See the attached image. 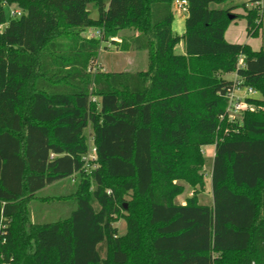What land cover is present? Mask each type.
Returning <instances> with one entry per match:
<instances>
[{"label":"trees","instance_id":"1","mask_svg":"<svg viewBox=\"0 0 264 264\" xmlns=\"http://www.w3.org/2000/svg\"><path fill=\"white\" fill-rule=\"evenodd\" d=\"M187 1L179 35L174 0H0L1 260L264 264V110L225 116L226 74L255 87L262 98L248 101L264 107V48L225 38L241 18L257 37L263 12L249 6L259 0ZM90 28L100 37L84 36ZM106 41L148 51V67L94 71ZM233 125L240 131L224 135ZM207 145L213 203L197 193L176 203L181 181L204 187Z\"/></svg>","mask_w":264,"mask_h":264},{"label":"rangeland","instance_id":"2","mask_svg":"<svg viewBox=\"0 0 264 264\" xmlns=\"http://www.w3.org/2000/svg\"><path fill=\"white\" fill-rule=\"evenodd\" d=\"M91 9V16L96 18L98 16V13L96 9L94 8L93 4L90 5ZM173 12L176 15L174 20V27L176 31L179 29V27L184 28L185 24V15L179 12L176 5L173 3ZM242 12V10H241ZM6 13L7 17L10 14V7H6ZM178 14V15H177ZM182 15V16H179ZM264 15V12H263ZM180 23V25H179ZM247 24L244 20L239 21L237 20V23H234L231 26L230 32H228V38L230 42L234 43H245L247 42L248 38H250L247 34L246 30ZM136 33L137 31L132 29H123L121 30L120 36H129L133 33ZM101 31L97 28H90L88 29L83 35L89 38H98L101 35ZM138 33V32H137ZM264 36V25H263V16H262V25L259 30V35ZM258 35V36H259ZM262 37V36H261ZM261 37H259L261 39ZM253 41H257L258 37H253ZM118 39V38H117ZM116 39V40H117ZM177 52H181L182 48L180 45L176 48ZM149 63V54L146 50H130V51H122L118 46L113 44L111 41L104 42L103 48L100 50V54L98 58L93 62V70H101V71H113V70H130V71H136V70H144L148 67ZM233 74H226L225 76L228 78H233ZM255 98H262L261 93H258V96ZM94 102H97L96 98H93ZM254 109H263L264 107L262 105H256L253 104ZM251 110V109H250ZM228 119V118H227ZM230 120V119H228ZM88 135L89 143L93 145L92 142V125H89L88 128L85 130ZM224 135H229L230 133L239 132L240 128L233 125L232 127H222V130ZM222 136V134H221ZM204 150H202L203 155L205 156V164H204V171L206 172L205 175V185L202 189H197L196 191L194 188H192L187 183L185 184V189L183 193L178 195L175 198V202L178 204H182L186 201V198L191 196L193 193H197V197L199 202L202 204H212L213 203V195H212V178H211V171L213 167V145H207V148L203 146ZM181 183V182H180ZM264 191V186H263ZM196 195V194H195ZM126 207H128V202H125ZM116 219L114 224L118 227L119 232L121 234L125 233L127 230V222L124 217H120L119 215L116 216ZM1 259V256H0Z\"/></svg>","mask_w":264,"mask_h":264},{"label":"built area","instance_id":"3","mask_svg":"<svg viewBox=\"0 0 264 264\" xmlns=\"http://www.w3.org/2000/svg\"><path fill=\"white\" fill-rule=\"evenodd\" d=\"M174 4L177 9L182 14H188V1L187 0H174ZM257 5L261 8V11L264 12L263 2L261 0L252 3V5ZM22 10L16 7H10L11 16H20ZM239 67H243L244 64L242 61L238 64ZM233 87L227 91L228 105L226 108L225 116L232 120L237 121L241 120L245 111L254 110L253 103L249 102V98H255L258 96L259 91L250 85H244L237 73H234L233 76ZM224 117V116H222ZM92 139V138H91ZM93 142V140H92ZM96 157V147L93 143L90 144L89 153L85 156V159L94 160ZM0 264H14L12 261L6 262L0 259Z\"/></svg>","mask_w":264,"mask_h":264},{"label":"crops","instance_id":"4","mask_svg":"<svg viewBox=\"0 0 264 264\" xmlns=\"http://www.w3.org/2000/svg\"><path fill=\"white\" fill-rule=\"evenodd\" d=\"M236 2H244V1H249V0H235ZM262 2H263V8H264V0H261ZM252 5V3H249V6H251ZM241 10H242V12H241ZM237 12H239V13H245L244 12V10H243V8H239V9H237ZM178 15V14H177ZM176 16V15H175ZM179 16H182V15H179ZM185 16H187V15H185ZM175 20V19H174ZM242 20H244L245 22H246V24H247V21H246V19L245 18H241V19H239V21H242ZM185 21H186V17H185ZM184 21V22H185ZM234 23H237V20L236 21H234V22H232L230 25H229V27L227 28V30H226V32H225V38L228 40V41H230L229 40V38H228V32H230V30H231V26L234 24ZM179 25H180V23H179ZM263 25H264V15H263ZM173 30H174V32H176L177 34H179V35H182V34H184V32H185V30H186V26H185V24H184V28L181 26V27H179V29L176 31V29H175V27H174V21H173ZM262 36V37H261ZM258 38V40L257 41H253V37H250V38H248V40H247V43H249L250 45H251V47L254 49V50H260L261 48H264V36L263 35H259V36H257ZM259 37H261V39L259 38ZM121 39H119L118 38V41H120ZM178 45H180L181 46V48H182V50H181V52H179V53H183L184 52V46H183V43L181 42L180 44H178ZM177 45V46H178ZM177 48V47H176ZM177 51V50H176ZM234 76V75H233ZM205 148H207V146H205ZM204 150V149H203ZM214 155H215V146L213 145V157H214ZM181 183L185 186V182H182L181 181ZM201 203V202H200Z\"/></svg>","mask_w":264,"mask_h":264}]
</instances>
